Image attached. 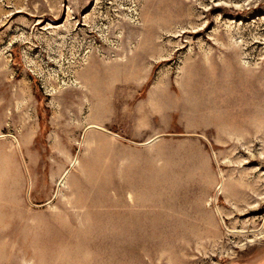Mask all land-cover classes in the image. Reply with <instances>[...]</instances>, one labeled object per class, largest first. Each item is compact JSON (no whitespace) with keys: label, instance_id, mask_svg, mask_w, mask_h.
I'll list each match as a JSON object with an SVG mask.
<instances>
[{"label":"rangeland","instance_id":"rangeland-1","mask_svg":"<svg viewBox=\"0 0 264 264\" xmlns=\"http://www.w3.org/2000/svg\"><path fill=\"white\" fill-rule=\"evenodd\" d=\"M0 264H264V0H0Z\"/></svg>","mask_w":264,"mask_h":264}]
</instances>
